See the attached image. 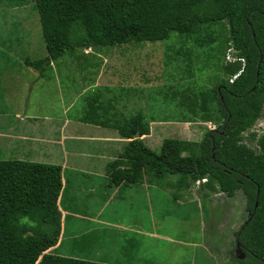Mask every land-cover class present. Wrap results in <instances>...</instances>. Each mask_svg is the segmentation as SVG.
<instances>
[{"label":"rangeland","instance_id":"374dc122","mask_svg":"<svg viewBox=\"0 0 264 264\" xmlns=\"http://www.w3.org/2000/svg\"><path fill=\"white\" fill-rule=\"evenodd\" d=\"M220 28L219 23H214L201 27L191 37L172 32L169 38L154 42L131 40L100 48L79 47L74 55L66 53L58 61L53 60L49 70L45 66L41 72L33 67L24 70L23 79L30 83L28 105H21V115H15L16 98L10 108L0 95V118L8 119L19 130H39L35 127H44V114L62 118L65 102H71L68 115H85L88 102L99 94L101 108L96 114L102 119L114 112L113 119L122 123L140 112L148 123L156 121L150 123L151 135L144 139L154 151H159L164 137L199 140L207 129L202 122L205 110L200 91L209 92L225 76L222 63L227 49L223 60L225 33ZM75 30L77 36L83 34L81 26ZM45 49L34 0H0V79L13 72L11 66L20 64L25 68V57H44ZM48 72L54 74L52 78H47ZM71 126L73 134L77 129L93 128ZM255 126L264 127V117ZM116 130L108 129L109 134ZM35 136L28 131L26 140L13 138L27 146ZM124 142L110 147L118 149ZM249 144L256 146L254 142ZM74 146V142L66 146L68 154L64 160L65 176L71 174L72 178V193L67 196L94 191L91 195L100 199H94L91 205L90 196L74 201L75 206L69 209L72 216L68 219L63 252L74 256L83 249L88 253L84 259L109 264H234L232 255L242 257L236 248L232 249L233 232L247 218L241 191L228 197L202 184L205 195L201 194L198 181L190 185L184 182L177 188L173 183L180 175L167 174L165 180L152 186L137 184L130 190V185H126L123 191L116 192V186L97 175L102 174L100 168L106 160L76 154ZM17 150L18 147L14 152L0 151V160L9 159L14 153L21 156ZM92 168L98 173L94 174ZM76 211L109 219L111 223L105 230L104 225L95 224V230L86 234L75 219ZM117 223L123 227L116 228ZM87 224L91 222L84 221V227ZM138 227L141 232L130 237ZM74 229L80 234L75 239L77 247L72 249L69 247L76 235L70 236L69 232ZM127 235L130 240L125 238ZM60 250L50 249L52 253Z\"/></svg>","mask_w":264,"mask_h":264},{"label":"trees","instance_id":"16d2710c","mask_svg":"<svg viewBox=\"0 0 264 264\" xmlns=\"http://www.w3.org/2000/svg\"><path fill=\"white\" fill-rule=\"evenodd\" d=\"M34 2L46 55L35 60L25 57L24 63L40 72L44 66L50 69L51 60L74 55L79 47L154 42L172 32L191 37L203 26L221 25L223 60L225 50L231 48L244 64L223 61L221 82L209 92L200 91L202 122L212 121L216 128L204 129L199 140L164 137L157 152L141 137L150 132L142 113L117 122L114 128L129 140L108 163V182L125 186L146 180L154 185L167 174H179L173 183L177 188L198 181L205 195V187L228 197L241 191L247 218L233 232L232 249L238 246L242 257L231 259L234 264H264V132L252 130L264 117V0ZM77 25L83 30L81 36L76 35ZM98 99L99 94L88 102L84 119L105 125L96 114L101 108ZM253 142L256 146L249 144ZM61 171L58 164L0 160V264H109L50 251L61 230Z\"/></svg>","mask_w":264,"mask_h":264},{"label":"crops","instance_id":"0c3cea01","mask_svg":"<svg viewBox=\"0 0 264 264\" xmlns=\"http://www.w3.org/2000/svg\"><path fill=\"white\" fill-rule=\"evenodd\" d=\"M61 57H59L58 59L54 61H58ZM52 61L53 60H51L49 64H51ZM22 62L25 68L20 67V64L16 66H11L13 72H10V74H7L6 77L2 75L0 79V95L4 97V102L6 104V107L10 106L11 108L13 104V103L11 104V102H13L14 99L16 98L18 109L15 110V115H21V108H20L21 105H24L25 108H26V105H28V93H29L28 90H30L29 89L30 87H28L30 83L27 84L25 80L23 79L25 78V76H23V71L30 69L31 67L24 63V59L22 60ZM8 68L5 69L7 72H9ZM51 75L53 76L54 74L48 73L47 78H52ZM10 93L12 94L11 96H14V98H10ZM71 105H72L71 102L69 104L65 102L64 107H63V112L60 115V117L62 118L56 119L54 116L44 114L43 115L44 119L42 123L44 127H40L38 125L35 127V128H38L39 130L27 129V127H24L23 129L19 130V129H16V127H14L12 122L9 121L8 119L0 118V151H3L5 149V150H12L14 152L15 147H18L17 151H21V154H19L21 156H18V154L14 153V155L10 156L9 159L15 158V159H26L30 161H37V162L51 163V164L56 163L60 165L62 168V171H61L62 172V189H61L60 196H59V200H60L59 209L61 210V213L63 214V216L61 217V230H60L57 242L54 246L51 247V249L59 248L61 250L56 253L59 255H65V256H72V255H68L67 252L62 251L64 250L62 249V247L65 244V239H66L65 235H67V228L69 225L68 219L69 217L72 216V211L67 210V208L75 206L74 201H76L79 198L83 200L84 197L88 198L87 196H90L91 198L90 205L91 203L94 204L93 202L94 199H100L99 196L96 197L95 195H91L94 193V191H92L89 194L80 193V195L77 194L76 196H71V197L67 196V194H70V192L72 193V189L70 188L72 178H71V174L67 178L65 176L66 167L65 169H63L65 156L68 154L66 146L70 144V142H74L75 143L74 152L76 154H79L81 156L87 155L92 158H94L95 156H98L96 158L106 160L105 162H103V165L101 166V168H103L104 171H102V169L100 168L102 174L98 173L97 169H93V168L92 169L95 172L94 174L98 173L97 174L98 177H101L104 180V182H108L107 165L110 161H112L118 156L124 144L129 140L128 138L122 137L120 133L118 132V130H116V133L113 132L112 134H109L108 129L110 128L114 129V124L117 123V121L114 120L115 118L113 117L114 112L110 116H107L108 118H104V119L100 118L101 119L100 121H102V123L105 124V125H101V124L87 122L84 119V115L81 113L75 116L68 115L69 110L72 107ZM22 113L25 114V112H22ZM27 118L35 119L36 117L27 116ZM186 118H188V116ZM29 122L31 121L30 120L28 121V124L30 126L31 123ZM149 122L151 123V122H156V121L151 120ZM71 125H75L76 128L84 127V125H87V126L91 125L93 128L90 130L77 129V131H75V133L73 134L71 130V127H72ZM24 126H28V125L24 124ZM28 131H33L36 134L34 142H30L31 143L30 145L24 146V144L15 141V138H13V136H16L18 138H24L26 140L27 139L26 133ZM149 135H151L150 132L141 137L144 140ZM118 141H121V142L125 141V142L122 143V145L118 149L114 147H110V146H117ZM144 142L146 143L147 141L144 140ZM146 145L148 144L146 143ZM91 184H92V189L95 188L94 184L93 183ZM139 184L145 185L148 183L146 180H144L143 182H140ZM135 185L137 184H131L128 187H130V190H131ZM148 186H152V185H148ZM125 188H127L126 185L125 186L119 185V186H116L115 191L120 192V191H123V189ZM64 198L66 201L65 207L63 206V203H62V200ZM75 219L81 225L79 226V228H81L86 234H90L91 232L95 230L96 228L95 224L104 225L103 229L105 230L108 224L111 223L109 219L100 218L97 215L88 216L87 214H82L78 211H76ZM84 221H90L91 224H87V227H84ZM119 224L121 223H117L116 228L123 227V226H120ZM114 227L115 226L113 224L110 226V228L112 229ZM140 232H141V228L138 227L136 230L132 231V234L130 235V237L135 236L136 233H140ZM69 234L70 236L76 235V237L73 238L72 245L69 247L73 249L74 247H77L75 245L76 243L75 239L79 236L80 233L78 232L77 229H74V230H70ZM92 236L96 239V235L92 234ZM130 237L128 235L125 236V238H129V240H130ZM93 250H96V247H94ZM86 254L88 253H86V251L81 249L80 252L78 253L75 252L74 256L80 259H84V256H86ZM91 254H93V252ZM88 260L103 262L102 260L90 259L89 257H88Z\"/></svg>","mask_w":264,"mask_h":264},{"label":"built area","instance_id":"2783aa9c","mask_svg":"<svg viewBox=\"0 0 264 264\" xmlns=\"http://www.w3.org/2000/svg\"><path fill=\"white\" fill-rule=\"evenodd\" d=\"M225 58H226V61H229V62H232V61H236V60H239L242 62V64H244V59L241 58V57H237L234 55V51L231 49V48H228L227 51H226V55H225ZM239 74V72L235 75H233L231 78H230V81L233 80V78H235L237 75ZM205 125L207 126L206 128L207 129H215L216 128V124L212 121H205ZM255 130L257 133H261V132H264V127L263 126H253L252 127V130Z\"/></svg>","mask_w":264,"mask_h":264},{"label":"water","instance_id":"95a60500","mask_svg":"<svg viewBox=\"0 0 264 264\" xmlns=\"http://www.w3.org/2000/svg\"><path fill=\"white\" fill-rule=\"evenodd\" d=\"M236 250H239V247L238 246H236Z\"/></svg>","mask_w":264,"mask_h":264},{"label":"clouds","instance_id":"9594fccd","mask_svg":"<svg viewBox=\"0 0 264 264\" xmlns=\"http://www.w3.org/2000/svg\"><path fill=\"white\" fill-rule=\"evenodd\" d=\"M236 248V247H235ZM239 251V250H238Z\"/></svg>","mask_w":264,"mask_h":264}]
</instances>
